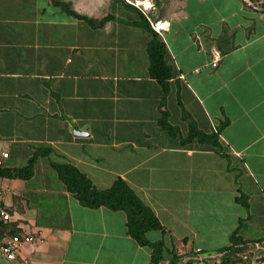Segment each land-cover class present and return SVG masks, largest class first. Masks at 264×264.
<instances>
[{
    "label": "crops",
    "instance_id": "0c3cea01",
    "mask_svg": "<svg viewBox=\"0 0 264 264\" xmlns=\"http://www.w3.org/2000/svg\"><path fill=\"white\" fill-rule=\"evenodd\" d=\"M127 6L0 0L3 169L40 152L28 177L0 176V241L38 231L18 254L31 264H153L123 212L82 207L66 191L52 168L65 165L98 191L124 182L160 226L145 234L161 243L157 264H264V13L181 0L174 18L155 19L166 23L164 90L148 74L151 35Z\"/></svg>",
    "mask_w": 264,
    "mask_h": 264
},
{
    "label": "trees",
    "instance_id": "16d2710c",
    "mask_svg": "<svg viewBox=\"0 0 264 264\" xmlns=\"http://www.w3.org/2000/svg\"><path fill=\"white\" fill-rule=\"evenodd\" d=\"M127 4V3H126ZM128 5V4H127ZM128 8H132V6ZM134 8V7H133ZM132 8V9H133ZM92 23L91 21L86 20ZM141 25L150 33L151 38L147 44V57H148V74L154 79L162 88H166V82L170 79V67L164 63L165 48L160 38L153 33L148 23L141 16ZM165 112L161 114L162 119L160 124L163 125ZM166 127V126H164ZM188 138H196L199 142L216 143V134L204 136L192 130L188 134ZM36 153L28 160L25 169L19 170H4L0 169V176L7 178L24 179L29 176V166L33 162ZM60 182L65 186V189L70 193L82 207L98 208L104 207L110 211H121L125 215L126 233L137 244L148 246L151 249V261L157 264L160 261L161 243H149L145 234L149 231H156L160 226L152 213L137 199L133 192L121 180L115 181L108 189L98 191L95 190L87 181V179L75 171L70 166L65 165H52ZM16 234L15 232L12 233ZM242 245L240 240L233 235L230 237V247L227 250L232 251L234 256L239 250H234L233 245ZM230 258L222 259L221 264H237L236 256L233 261Z\"/></svg>",
    "mask_w": 264,
    "mask_h": 264
},
{
    "label": "built area",
    "instance_id": "2783aa9c",
    "mask_svg": "<svg viewBox=\"0 0 264 264\" xmlns=\"http://www.w3.org/2000/svg\"><path fill=\"white\" fill-rule=\"evenodd\" d=\"M128 5L134 7L139 13L143 16V18L148 23L150 30L155 33L159 38L162 37V32L166 28L165 22L160 21H151L150 16L154 13V6L150 4L146 6L145 3L147 0L143 1H132L129 2L124 0ZM215 57V62L219 60V55L217 53L213 54ZM211 63V66H215V62ZM7 152L0 150V169L4 168V162L7 159ZM1 195V194H0ZM0 220L7 221L8 216L3 211H0ZM41 241V234L39 232H28V233H16L9 235L6 238H3L0 241V257L12 264H31L27 262L25 259L18 258V254L21 251V248L24 244L33 245ZM220 255L213 256V258H219ZM206 257L197 258L196 264H202L203 259Z\"/></svg>",
    "mask_w": 264,
    "mask_h": 264
},
{
    "label": "rangeland",
    "instance_id": "374dc122",
    "mask_svg": "<svg viewBox=\"0 0 264 264\" xmlns=\"http://www.w3.org/2000/svg\"><path fill=\"white\" fill-rule=\"evenodd\" d=\"M129 2L132 1H143V0H127ZM181 0H147L145 5L149 6L152 4L154 6V11L156 12L154 16L150 18V20L155 21V19L165 18L171 19L175 17V13H177V9L179 8ZM237 263H240L237 261Z\"/></svg>",
    "mask_w": 264,
    "mask_h": 264
},
{
    "label": "water",
    "instance_id": "95a60500",
    "mask_svg": "<svg viewBox=\"0 0 264 264\" xmlns=\"http://www.w3.org/2000/svg\"><path fill=\"white\" fill-rule=\"evenodd\" d=\"M243 4L245 5L246 8H249L253 11L256 12H263L264 13V8H259L256 6H252L251 4H249L246 0H242ZM73 134L74 136H83L82 132H77L76 130H73ZM263 257L260 258H256L255 260H252L249 264H256L258 263Z\"/></svg>",
    "mask_w": 264,
    "mask_h": 264
}]
</instances>
